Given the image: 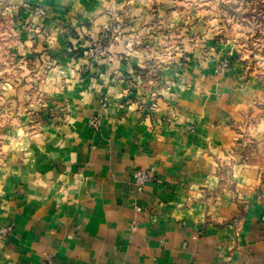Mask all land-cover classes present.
Masks as SVG:
<instances>
[{"label":"crops","instance_id":"crops-1","mask_svg":"<svg viewBox=\"0 0 264 264\" xmlns=\"http://www.w3.org/2000/svg\"><path fill=\"white\" fill-rule=\"evenodd\" d=\"M5 1L24 76L0 81V264H264L261 82L201 47L202 0Z\"/></svg>","mask_w":264,"mask_h":264},{"label":"rangeland","instance_id":"rangeland-1","mask_svg":"<svg viewBox=\"0 0 264 264\" xmlns=\"http://www.w3.org/2000/svg\"><path fill=\"white\" fill-rule=\"evenodd\" d=\"M195 12L206 20V30L215 36L201 47L207 52L219 47L223 53L218 57L219 71L228 70L237 61L247 68V74L255 81L261 82V90H257L255 96L258 101L249 110L254 117L248 124L252 125L253 133L246 138L247 147H252L250 150L264 165V102H260L264 99V0H202ZM16 18L8 3L0 0V81L24 76V61L18 55L22 44L21 29H18ZM169 112L178 115L175 104L169 105ZM260 199L264 200L261 196ZM47 256L52 260V256Z\"/></svg>","mask_w":264,"mask_h":264},{"label":"built area","instance_id":"built-area-1","mask_svg":"<svg viewBox=\"0 0 264 264\" xmlns=\"http://www.w3.org/2000/svg\"><path fill=\"white\" fill-rule=\"evenodd\" d=\"M33 16L41 17L43 15V10L39 7H34L28 10ZM83 56L88 58H99V57H106L109 58V52H108V46L106 43V38L102 34L97 40H93L89 47H87L85 50H83ZM225 69V66H223L222 71ZM227 70V68H226ZM170 115L172 117H176V113L170 112ZM92 126L96 127L98 125L97 120L91 121ZM133 184L138 188L141 189L146 184L153 181V178L150 176L149 172L144 169H136L133 172L132 176ZM260 196L264 199V187L261 190ZM264 219V215H263ZM11 227L9 226H3L0 227V237L8 235L10 232ZM52 260L49 256H46L44 259L43 264H51Z\"/></svg>","mask_w":264,"mask_h":264}]
</instances>
